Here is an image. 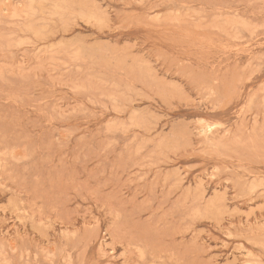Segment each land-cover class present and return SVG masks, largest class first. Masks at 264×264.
Segmentation results:
<instances>
[{
    "label": "rangeland",
    "instance_id": "rangeland-1",
    "mask_svg": "<svg viewBox=\"0 0 264 264\" xmlns=\"http://www.w3.org/2000/svg\"><path fill=\"white\" fill-rule=\"evenodd\" d=\"M0 264H264V0H0Z\"/></svg>",
    "mask_w": 264,
    "mask_h": 264
},
{
    "label": "bare ground",
    "instance_id": "bare-ground-1",
    "mask_svg": "<svg viewBox=\"0 0 264 264\" xmlns=\"http://www.w3.org/2000/svg\"><path fill=\"white\" fill-rule=\"evenodd\" d=\"M44 1H45V0H44ZM59 1L62 2V0H59ZM54 5H55V4H54ZM11 8H12V7H11ZM52 8H54V7H52ZM55 8H56V7H55ZM63 10H64V9H63ZM57 11H59V10H57ZM21 14H22V13H21ZM26 14H27V13H26ZM55 15H56V14H55ZM77 15L80 16L81 14L78 13ZM84 15H85V14H84ZM87 17H88V16H87ZM90 18H91V17H90ZM92 19H94V18H92ZM74 20H75V19H74ZM95 20H97V19H95ZM95 20H94V21H95ZM100 20H101V19H100ZM98 21H99V20H97V22H98ZM56 37H57V36H56ZM20 39H21V38H20ZM23 40H24V39H23ZM54 40H55V39H54ZM53 42H54V41H53ZM132 116H133V114H132ZM133 117H134V116H133ZM134 122H135V121H134ZM142 123H143V122H142ZM136 124H137V123H136ZM206 130H207V129H206ZM211 133H212V132H211ZM212 170H213V168H212ZM250 171H251V170H250ZM211 174H212V173H211Z\"/></svg>",
    "mask_w": 264,
    "mask_h": 264
}]
</instances>
